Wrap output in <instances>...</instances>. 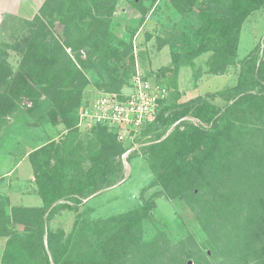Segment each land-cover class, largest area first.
<instances>
[{"label":"trees","instance_id":"obj_1","mask_svg":"<svg viewBox=\"0 0 264 264\" xmlns=\"http://www.w3.org/2000/svg\"><path fill=\"white\" fill-rule=\"evenodd\" d=\"M118 2L45 0L26 23L25 33L14 44L0 45V132L27 102V112L49 103L52 125L76 130L77 112L90 84L87 70L101 66L109 72L103 91L119 93L130 86L137 69L133 45L111 30ZM167 2L177 13L197 17L192 34L199 43L173 52L171 65L160 74L189 67L196 82L204 75L196 60L207 53H212L209 74L223 75L237 65L243 26L264 10V0ZM147 14L145 9L143 20ZM179 38H158L157 48ZM3 47L20 58L17 70ZM218 96L225 108L203 97L182 102L179 90L170 102V93L157 120L137 140L145 143L141 149L149 155L154 175L141 194V206L88 226L81 222L79 206L123 182L126 148L115 134L99 127L92 132L99 147L88 165L63 154L56 141L31 151L43 206L12 207L8 199L0 203V237L6 238L0 264H264L263 44L241 62L237 85L212 95ZM188 117L201 124L186 121ZM155 187L170 199L186 202L205 247L194 235L176 244L164 235L143 240L142 225L157 207L145 193ZM63 210L78 213L70 234L50 225Z\"/></svg>","mask_w":264,"mask_h":264},{"label":"rangeland","instance_id":"obj_2","mask_svg":"<svg viewBox=\"0 0 264 264\" xmlns=\"http://www.w3.org/2000/svg\"><path fill=\"white\" fill-rule=\"evenodd\" d=\"M145 9L148 10V14L143 20ZM5 18L3 29L0 30V45H11L25 33L26 23L31 20L18 18L14 15H8ZM197 23L198 19L194 14L181 15L177 13L167 0H119L111 30L118 38L133 45L136 67L138 66L145 75L154 74L151 80H158L168 86L172 97L170 102H174L176 90H179L182 102L203 97L210 103L225 108L227 103L221 97H212V95L236 86L241 72V62L258 44L264 46V10L254 13L244 24L238 63L231 67L226 74L208 73L207 60L212 53H207L196 60L198 68L202 67L204 70V75L198 82L195 81L193 70L189 67L178 74L173 72L165 75L160 74L163 67L171 64L173 52H182L188 45L196 46L199 43V40L192 34ZM58 28L61 35L62 28ZM183 33L187 34L186 38L182 35ZM174 34L179 35L178 41H173L161 50L157 48L158 38L165 40L172 38ZM3 49L6 50L4 47ZM6 52L10 53L8 56L9 63L17 70L20 58L12 50L7 49ZM86 73L90 84L85 89V98L97 95L98 92L103 91L100 88L109 83L110 74L101 66L87 70ZM127 78H131V73L128 74ZM26 104L30 105L29 102ZM28 106L23 109V112L28 115L30 124L41 130L40 137H33L31 140L33 143L28 146L27 150L30 153L38 146L57 139L56 142L61 145L63 154L74 160H79L83 164H90L91 156L97 152L99 147L97 138L92 132H81L77 128L76 130H67L62 124L52 125L47 115L51 108L49 103L42 105L35 111L29 109L31 112H27ZM18 114L20 115L21 112L15 115ZM185 120L201 124L200 121L191 117ZM14 137L15 135H9V139H5L3 145L7 149L10 147L15 149ZM144 141L147 142L146 139ZM144 144L139 143L137 150L132 154V158L124 163L123 182L104 190L87 202L83 201L79 206L81 222L85 226L97 220L119 216L141 206V194L154 177L150 169L149 155L141 149ZM145 197L154 198L157 205L151 217L142 225L145 242L153 240L158 235H164L166 240L176 244L194 235L199 245L205 247L206 241L200 225L183 199H170L159 187L148 190ZM69 215L71 216L61 214L59 218L53 219L50 223L51 227L63 229L67 234H70L78 213H70ZM5 246L6 238L0 237V261ZM190 264H194V261Z\"/></svg>","mask_w":264,"mask_h":264},{"label":"built area","instance_id":"obj_3","mask_svg":"<svg viewBox=\"0 0 264 264\" xmlns=\"http://www.w3.org/2000/svg\"><path fill=\"white\" fill-rule=\"evenodd\" d=\"M170 90L165 84L148 79L137 66L131 84L121 92L100 91L84 99L77 112L76 128L81 132H93L103 127L116 135L126 151L124 163L137 150V140L145 129L153 124Z\"/></svg>","mask_w":264,"mask_h":264},{"label":"crops","instance_id":"obj_4","mask_svg":"<svg viewBox=\"0 0 264 264\" xmlns=\"http://www.w3.org/2000/svg\"><path fill=\"white\" fill-rule=\"evenodd\" d=\"M44 2L45 0H0V30L3 29L5 17L8 15L32 20ZM185 68L181 67L180 72L182 73ZM39 134L41 130L30 124L28 115L23 111L20 115L8 118L6 126L0 133V203L8 199L12 207L43 206V201L37 192L34 170L29 161L30 151L27 150L30 143H33L31 141L33 137L39 138ZM9 135H15V149L11 147L7 149L3 145L5 139H9ZM90 199L83 201L87 202ZM68 204L72 205L71 202ZM70 213H75V211L63 210L55 218H59L61 214L71 216Z\"/></svg>","mask_w":264,"mask_h":264}]
</instances>
